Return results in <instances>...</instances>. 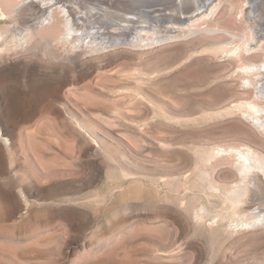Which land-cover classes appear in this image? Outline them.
<instances>
[{
	"label": "rangeland",
	"instance_id": "obj_1",
	"mask_svg": "<svg viewBox=\"0 0 264 264\" xmlns=\"http://www.w3.org/2000/svg\"><path fill=\"white\" fill-rule=\"evenodd\" d=\"M117 1L75 5L95 29L109 26ZM213 1L208 23L247 28L249 0ZM203 28L144 54L61 43L0 53V264H264V225L224 239L194 220L190 189L185 206L170 188L194 181L203 147L243 143L264 156L262 130L227 112L253 94L233 77L239 60L208 46L232 36ZM243 54L264 60L263 49ZM235 170L226 161L215 178L235 185Z\"/></svg>",
	"mask_w": 264,
	"mask_h": 264
},
{
	"label": "bare ground",
	"instance_id": "obj_2",
	"mask_svg": "<svg viewBox=\"0 0 264 264\" xmlns=\"http://www.w3.org/2000/svg\"><path fill=\"white\" fill-rule=\"evenodd\" d=\"M78 1L80 0H0V53L13 49L26 50L32 45L36 48L47 45L48 49L52 50L55 44L61 43L66 47L64 49L71 52L82 48L91 53L102 54L108 47L126 45L140 48L137 51L144 54L156 43L159 45V43H166L177 37L194 33L200 24L205 23L203 29L207 31L223 29L232 36L229 37L232 39L226 38L219 40L220 42L217 40L218 42L212 44L210 42L208 46L212 47L214 54H223L229 58L228 60L232 59L230 60L232 63L235 61L233 59L239 60L240 64L237 65L239 72L234 68L238 74L234 70L236 76L233 77L240 74L241 78L238 77L242 79L241 85L248 89L246 94L242 95L247 96L249 92L253 93L250 99L243 98L238 102L236 100V105L230 106L227 112L239 109L264 133V105L262 103L264 102V60L259 63L251 59V56L247 59H243L242 56L245 51L251 53L259 49L264 50V0H249L250 5L245 13L248 26L245 30H234L208 23L207 17L217 8L213 0H155L153 2L119 0L116 5L120 8H115L116 10L112 11L111 15L108 14L109 26L94 29L86 25L87 18L84 19L78 14L80 10L75 5H80ZM260 1L263 6L256 12L255 7H258ZM159 4L161 6L156 7ZM164 11L168 13L162 14ZM241 12L244 13L242 9ZM90 23H93L92 20ZM174 24L178 26H170ZM102 29H107V32L101 31ZM179 31L182 33L180 34ZM103 38L106 40L104 43H102ZM140 79L137 80L140 81ZM143 81L145 82V79H141V83ZM80 124L87 130L86 126ZM93 135L95 136V132ZM1 136L9 141L3 132ZM94 136L92 139L98 147L104 148V142L99 140L100 137ZM258 152L254 147L243 143L240 146L219 144L203 147L196 151L198 160L194 171L196 172L193 177L194 181L192 182V179L186 176L178 183H169L172 186L169 187L185 206H187L184 200L186 194L182 193L183 190L190 189L196 195H194L195 200L200 203L199 207L193 205L194 220L210 231H222L226 235L222 234L224 239L231 237L236 231L264 225V156ZM226 161L236 168V174L239 176L235 185L226 186L224 183L225 186H222L223 183L220 185L215 178V172ZM194 186L203 190L194 192ZM203 198L205 201L202 200ZM218 233L214 232L213 235H219Z\"/></svg>",
	"mask_w": 264,
	"mask_h": 264
}]
</instances>
